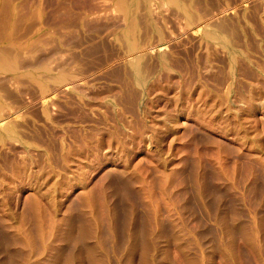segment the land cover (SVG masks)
I'll return each instance as SVG.
<instances>
[{
  "label": "rangeland",
  "instance_id": "rangeland-1",
  "mask_svg": "<svg viewBox=\"0 0 264 264\" xmlns=\"http://www.w3.org/2000/svg\"><path fill=\"white\" fill-rule=\"evenodd\" d=\"M7 3L0 264H264V0Z\"/></svg>",
  "mask_w": 264,
  "mask_h": 264
},
{
  "label": "bare ground",
  "instance_id": "bare-ground-1",
  "mask_svg": "<svg viewBox=\"0 0 264 264\" xmlns=\"http://www.w3.org/2000/svg\"><path fill=\"white\" fill-rule=\"evenodd\" d=\"M3 1V0H2ZM8 1V0H7ZM173 3V2H172ZM3 4L4 5H8V3L6 4V0H4V2H3ZM2 4V6H1V8H0V26H2V24L4 25L5 24V22H6V24L5 25H7V21H5V19H7V14L9 15V13H7L6 14V11H7V9L5 10L4 9V5ZM178 4V3H177ZM184 6V5H183ZM182 6V7H183ZM7 7V6H6ZM184 8H185V6H184ZM8 12V11H7ZM9 22V21H8ZM5 25L4 26H2V29H3V27H5ZM0 29H1V27H0ZM212 34V33H211ZM137 62V61H136ZM138 63V62H137ZM134 64V63H133ZM136 64V63H135ZM139 65V64H138ZM134 67H135V71L136 72H139L140 70V68H138V67H140V66H137V64L136 65H134ZM142 76V75H141ZM138 78V77H137ZM9 128V127H8ZM7 129V128H6ZM5 129V130H6ZM11 130V129H10ZM8 131V130H7ZM9 132V131H8Z\"/></svg>",
  "mask_w": 264,
  "mask_h": 264
}]
</instances>
